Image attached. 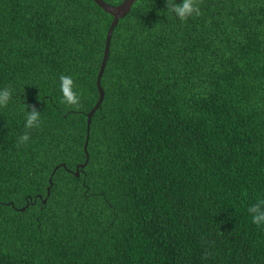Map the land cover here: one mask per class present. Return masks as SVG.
<instances>
[{
    "label": "trees",
    "instance_id": "trees-1",
    "mask_svg": "<svg viewBox=\"0 0 264 264\" xmlns=\"http://www.w3.org/2000/svg\"><path fill=\"white\" fill-rule=\"evenodd\" d=\"M197 2L182 21L136 0L118 20L85 153L112 16L0 0V264H264L248 212L264 201V0Z\"/></svg>",
    "mask_w": 264,
    "mask_h": 264
},
{
    "label": "clouds",
    "instance_id": "clouds-1",
    "mask_svg": "<svg viewBox=\"0 0 264 264\" xmlns=\"http://www.w3.org/2000/svg\"><path fill=\"white\" fill-rule=\"evenodd\" d=\"M167 8L170 13H173L180 20H187L193 14L199 15V5L197 0H181V3H175V0H167ZM60 91L63 94L61 103H66L72 107L80 106V95L73 91L74 81L71 76L61 75ZM12 97L10 88H4L0 90V107H6L9 100ZM40 112L33 106L31 110H27L25 116V129L26 131L20 135L17 139V147L25 145L30 140V134L28 130L33 128H39L41 126ZM264 201L255 203L248 208V212L252 217V222L258 227L264 225V210L261 208V204Z\"/></svg>",
    "mask_w": 264,
    "mask_h": 264
},
{
    "label": "water",
    "instance_id": "water-1",
    "mask_svg": "<svg viewBox=\"0 0 264 264\" xmlns=\"http://www.w3.org/2000/svg\"><path fill=\"white\" fill-rule=\"evenodd\" d=\"M136 0H122L119 4L116 5H112L110 3L105 2L104 0H94V2L101 8L103 9L105 12L109 13L112 16V20L108 26L107 32H106V36H105V45H104V51H103V57H102V61L100 63V68L97 74V79H96V83H97V88H98V92H99V97L96 101V103L94 104V106L86 113V117H87V122H86V136H85V141L83 144V149L85 151V153H87V142H88V137H89V125H90V120H91V116L94 113V111L99 107V105L102 102L103 99V88L100 85V79L108 58V52H109V46H110V38L112 35V31L113 28L115 27V25L117 24L118 20L123 17L127 12H129L132 4L135 2ZM87 163V158L85 159V161L81 164H79L78 166L83 167L85 164ZM78 166L76 167L75 170V175L78 176L79 175V169ZM58 167V166H56ZM50 180V178H49ZM51 185V182H50ZM49 191V187L47 189V192ZM45 201V200H44Z\"/></svg>",
    "mask_w": 264,
    "mask_h": 264
}]
</instances>
